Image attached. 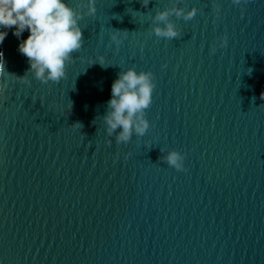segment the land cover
Returning <instances> with one entry per match:
<instances>
[{"label": "water", "instance_id": "water-1", "mask_svg": "<svg viewBox=\"0 0 264 264\" xmlns=\"http://www.w3.org/2000/svg\"><path fill=\"white\" fill-rule=\"evenodd\" d=\"M193 6L169 16L178 37L152 32ZM96 8L59 81L32 76L11 29L0 45V264H264V0ZM133 66L154 73L150 127L117 144L101 117Z\"/></svg>", "mask_w": 264, "mask_h": 264}, {"label": "clouds", "instance_id": "clouds-1", "mask_svg": "<svg viewBox=\"0 0 264 264\" xmlns=\"http://www.w3.org/2000/svg\"><path fill=\"white\" fill-rule=\"evenodd\" d=\"M232 3L242 7L246 0H232ZM143 4L147 7L149 0H143ZM215 9L218 16V3ZM96 11V0H76L75 5L70 0H0V45L11 29L12 34L20 41L18 51L27 58L28 71L32 76L42 83L59 81L65 76L66 64L83 45V27L80 21L84 16H94ZM196 13L197 8L194 6L187 11L182 7L163 9L153 17L155 22L151 30L158 37H178L180 29L169 20V16L183 17L187 21ZM25 31L28 35L21 39ZM126 34L127 31L114 30L110 39L118 47L122 43V36ZM226 43L225 34L220 37V45ZM211 50L214 52L216 46L213 45ZM0 57H3L2 51ZM96 61L103 67L109 65L103 59ZM155 87L154 73L151 70L137 71L133 66L118 73L111 84L107 110L101 117L107 137L114 136L117 144H126L133 135L141 137L146 133L150 122L145 113L152 103ZM261 95L264 97V93ZM76 124L82 127L80 123ZM161 153L160 160L177 170H186L183 152L175 148L165 152L161 148Z\"/></svg>", "mask_w": 264, "mask_h": 264}]
</instances>
